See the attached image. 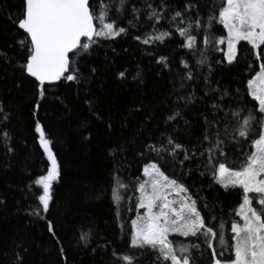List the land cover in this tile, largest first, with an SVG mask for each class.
Returning <instances> with one entry per match:
<instances>
[{"label":"snow or ice","instance_id":"1","mask_svg":"<svg viewBox=\"0 0 264 264\" xmlns=\"http://www.w3.org/2000/svg\"><path fill=\"white\" fill-rule=\"evenodd\" d=\"M205 7L202 0H22L19 14L9 16L19 38L8 49H0V63L18 71L31 86L34 131L47 161L46 171L29 185V191L35 185L40 194H34L37 203L26 209L28 216L46 219L44 214L50 211L53 202V185L61 178L54 142L38 118L42 105L49 98L64 104L62 95L57 94L61 88L74 89L78 97L83 90L89 112L103 122L96 100L88 98L89 85L98 78L100 70L95 60L99 49L104 47L102 42L130 37L146 46L145 55L158 67L156 75L162 76L165 72L172 73L173 65L168 56L151 49L178 36L180 49L194 57L199 53L195 65L183 57L179 60L180 70L171 81L172 90L160 102L163 108L159 116L149 111L139 125L146 130L144 139H138V132L131 141L107 146L113 163L112 200L117 226L123 233V201L131 190L134 195L127 199H135L137 215L131 219L127 247L139 253L133 255L130 251L113 249L111 264H141L140 257L145 254L151 255V264H205L206 259L207 264H264V0H222L221 6L209 9L206 16ZM163 23L168 27L162 28ZM216 24L223 26L226 36H213ZM142 29L147 30L141 33ZM241 42L247 46L245 67L250 78L244 84L241 74L242 87L233 89L235 81L225 84L214 77L208 50L222 53L215 64L231 69L241 63L238 48ZM201 43L203 48L199 47ZM8 50H12L11 54ZM111 51L115 53V48ZM104 61L107 65V51ZM257 64L258 70L254 66ZM128 76V69L115 73L120 82H125ZM131 79L138 85L145 82L139 69ZM152 107L142 101L129 114ZM193 109L202 131L188 145L179 137L181 132L190 134L192 125L185 117ZM12 117L13 110L0 102L4 168L11 167V156L16 151L8 131ZM154 119L158 121L159 136L152 135L148 129ZM112 129L113 119L109 117L107 131ZM89 138L84 136L85 140ZM249 141L250 151L244 152L241 167H229L226 160L230 148L238 146L243 151V145ZM129 143L136 145V157L146 161L141 176L133 183L125 182L121 176ZM193 162L201 176H210V187L216 184L226 192L241 190L242 202L235 209L239 221H231L230 237L227 222L214 214L216 205L209 212L204 197L194 195L177 175L166 174V167H171L179 175H191V168L187 172L184 169ZM0 209H6L3 199H0ZM47 230L60 246L61 258L66 260L62 242L50 220ZM77 239L84 248L89 247L93 242L91 229L82 230ZM98 247L106 251L110 244L105 241ZM27 251L23 244H16L11 254L12 264H24Z\"/></svg>","mask_w":264,"mask_h":264},{"label":"trees","instance_id":"2","mask_svg":"<svg viewBox=\"0 0 264 264\" xmlns=\"http://www.w3.org/2000/svg\"><path fill=\"white\" fill-rule=\"evenodd\" d=\"M221 2L222 0H202L206 5L203 9L205 16L209 9H218ZM21 4L22 0H0V49H8V45L15 38H19L9 16L18 15ZM161 27L167 28L168 24L163 23ZM145 30L147 29H142L141 33ZM213 36H226L222 25H214ZM202 37L201 32L199 38L202 40ZM180 42L181 38L176 36L151 49L154 53L168 56L173 65V72H165L162 76L156 75L158 67L151 57L145 55L146 46L138 44L130 37L117 38L115 42H102L104 47L99 49L95 60L100 70L98 78L89 85L88 98L96 100L97 112L103 117V122L95 119L89 112L88 105L84 103L83 90L78 97L74 89L61 88L57 94L62 95L64 104L49 98L42 105L38 118L54 142L53 150L61 166V178L53 185V202L50 204V211L44 214L45 220L26 214V209L36 206L34 194H40L35 185H32V191H29L31 180L42 175L47 166L34 131L31 86L18 71L0 63V102L13 110L8 131L12 136L11 143L16 149L15 154L11 156V167L4 168V149L0 147V199L6 204V209H0V264H12L11 254L16 244H23L28 249L24 264H111L110 254L113 249L139 255L127 247L131 219L137 215L135 199H127L128 196L134 195L131 190L123 201L121 222L125 225L124 232L117 226L116 206L112 200L113 163L107 154V146L115 142L131 141L138 132V139H144L146 130L140 129L139 125L144 122L149 111H154L155 115L159 116V111L163 108L160 102L172 90L171 81L176 71L180 70L179 60L183 57L195 65V59L199 58V53L194 57L192 53L180 49ZM199 47L203 48V44ZM246 47L244 42L238 45L241 63L231 69L215 64V59L220 58L222 53L208 50L214 77L223 80L225 84L235 81L232 83L233 89L242 87L241 74L245 78L244 84L247 78H250L245 67ZM112 48H115V53L111 51ZM8 51L11 54L12 50ZM105 51L108 52L107 65L104 61ZM254 66L258 70V64ZM124 69H128L129 76L125 82H120L115 78V73ZM138 69L143 72V85H138L131 79V75ZM203 71L206 72L207 68ZM18 84L20 87H17ZM197 95L200 93L197 92ZM142 101L145 105L154 107L146 108L144 112L129 114L130 110ZM252 104L255 102L252 101ZM195 111L193 109L185 117L192 125L190 134L181 132L179 137L188 145H191L202 131V124L198 123ZM109 117L113 119L111 132L107 131ZM157 123L154 119L148 125L151 134L155 136L160 135ZM124 124L127 127H123ZM85 135L90 138L85 140ZM250 144L251 141L244 144L243 151L238 146L230 148L227 165L239 169L244 160V152L250 151ZM135 148L136 145L129 143L125 153L127 162L123 166L121 176L127 183H133L141 176L143 163L146 162L136 157ZM189 168L192 170L191 175H179L171 167H166L165 171L168 175H177L194 195L198 193L200 197H204L209 204V212L212 211V206L216 205L214 214L227 222L226 231L230 237L231 221H239V217L235 216V209L242 202L241 190L226 192L216 184L210 187V176H201L196 171L195 162L186 166L184 172ZM200 207L203 208V201ZM49 220L53 222L56 234L62 242L66 260L61 258L60 246L48 233ZM216 223H219V220ZM89 229L93 242L84 248L78 243L77 237L82 230ZM105 241L110 244L106 251L98 247ZM93 248H97V251L93 252ZM210 252L211 250H208L209 255ZM140 260L141 264H151V255L145 254Z\"/></svg>","mask_w":264,"mask_h":264},{"label":"rangeland","instance_id":"3","mask_svg":"<svg viewBox=\"0 0 264 264\" xmlns=\"http://www.w3.org/2000/svg\"><path fill=\"white\" fill-rule=\"evenodd\" d=\"M226 32V31H225ZM226 35H227V33H226ZM143 210H141V212H142ZM136 218V217H135Z\"/></svg>","mask_w":264,"mask_h":264}]
</instances>
